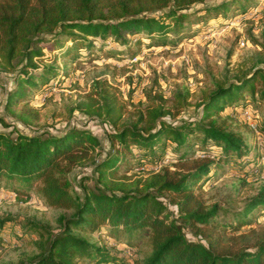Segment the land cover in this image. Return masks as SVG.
Returning <instances> with one entry per match:
<instances>
[{"label": "trees", "instance_id": "16d2710c", "mask_svg": "<svg viewBox=\"0 0 264 264\" xmlns=\"http://www.w3.org/2000/svg\"><path fill=\"white\" fill-rule=\"evenodd\" d=\"M247 3L254 0H0V69L12 75L3 109L14 122L38 127L41 112L32 105L33 100L67 73L54 63H41L51 59L45 57L43 49L57 51L56 56L71 62L93 59L107 42L120 46L109 55H121L124 49L133 54L144 39L166 44L167 34L190 15L208 20L233 7L244 12ZM97 41L98 45L94 44ZM252 74L218 86L207 99L200 100L198 118L169 122L163 119L168 111L153 104L146 111L147 117L139 113L136 122L120 127L121 105L104 81L97 80L101 92L86 95L75 109L87 116H105L111 123L109 150L101 158L94 155L98 138L86 128L69 126L51 131L38 127L26 133L0 117L4 127L0 130V185L17 193L36 187L47 206L74 210L61 221L62 231L50 236L36 259L18 264H125V258L106 246L73 233L103 228L114 237L146 231L153 251L142 264H264V233L253 243V250L249 245L234 246L245 233L233 234L251 224L255 210H264V186L241 210L233 212L230 223L216 222L220 208L217 204L208 206L196 192L217 176L223 164L253 160L257 153L229 123L237 108L244 105L239 101L244 92L254 94L255 77H262L264 85L262 72ZM101 93L103 104L94 96ZM259 97L264 100V88ZM141 122L144 124L139 126ZM166 143L172 144L180 159L191 157L198 143L210 156L193 158L185 172L162 167L133 181L124 174L114 177L135 164H155L157 149L163 152ZM90 159L96 181L84 188L83 196L75 195L70 190L69 172ZM261 172L260 161H255L243 181L255 179ZM164 193L170 194V201L177 206L179 221L161 199ZM7 223V218L0 219V245ZM183 225L192 227L200 238L189 239ZM228 232L232 233L228 236L231 245L223 242Z\"/></svg>", "mask_w": 264, "mask_h": 264}, {"label": "rangeland", "instance_id": "374dc122", "mask_svg": "<svg viewBox=\"0 0 264 264\" xmlns=\"http://www.w3.org/2000/svg\"><path fill=\"white\" fill-rule=\"evenodd\" d=\"M246 7L244 12L233 7L208 20L190 15L183 20L182 26H174L167 34L166 44L155 41L149 43L148 39H144L133 54L126 53L124 49L121 55H109L108 52L116 51L120 46L107 42L98 53H94L93 59L71 62L56 56L57 51L43 49L45 57L51 59L41 63H54L67 73L61 81H52L51 86L33 100L32 105L41 112L38 127L51 131L69 126L86 128L98 138L99 146L94 155L101 158L109 150L107 133L113 130L111 123L105 120V116H87L75 109L78 102L86 99V95L95 90L101 92L102 87L98 86L97 80L104 81L103 85L121 105L118 127L136 122L139 113L147 117L146 111L153 104H161L168 111L163 119L169 122L179 118H198L201 111L197 103L207 99L218 86L251 77L253 72V77L257 72H262L264 77V0H254V3H247ZM168 22L173 24V21ZM94 44L98 45V41ZM11 78V73L0 69V117L14 122L3 109L5 90L11 84ZM263 88L262 77H255L254 94L244 92L239 98L244 105L237 108L229 121L233 129L242 135L248 148L257 151L253 160L223 164L218 168L217 176L203 183L196 191L205 204H217L220 208L215 217L216 222L230 223L233 212L241 210L264 186L259 177L243 181V175L255 161H260L264 172V100L259 97ZM94 96L103 104L101 96L104 93ZM227 110L225 112H229ZM244 110L252 114L257 135L243 119ZM254 114L257 116L254 117ZM14 123L22 132L32 133L38 129L37 126L29 128ZM143 124L141 122L139 126ZM0 130H4L2 125ZM256 146L260 147L259 150ZM194 149L191 157L180 159L172 149V144L166 143L163 152L160 147L157 149L158 161L155 164L138 167L135 164L126 173L121 170L114 177L124 174L130 178L129 181H133L141 174L158 171L162 167L172 172H185L193 158L210 156L200 143ZM95 176L91 159L75 166L69 172L71 192L83 196L84 188L95 183ZM161 199L179 221L177 206L170 201L171 195L164 193ZM73 212V209L47 206L36 192V187L28 193H17L0 185V219H8L3 232V244L0 245V264H18L36 259L45 250L50 236L62 231L61 221ZM255 214L251 224H245L233 233H245V237L234 246L249 245V249L253 250V243L264 233V210H255ZM35 226L38 227L33 229ZM183 226L189 239L200 238L192 227ZM103 229L93 232L73 230V233L106 246L110 252L125 258V264H142L152 254L150 237L146 231H136L131 235L122 233L114 237L110 236L109 230ZM231 234L227 233L224 243H233L228 238Z\"/></svg>", "mask_w": 264, "mask_h": 264}, {"label": "built area", "instance_id": "2783aa9c", "mask_svg": "<svg viewBox=\"0 0 264 264\" xmlns=\"http://www.w3.org/2000/svg\"><path fill=\"white\" fill-rule=\"evenodd\" d=\"M251 115L252 114L249 111L244 110L243 119L246 121V123L249 126V128L252 131H254L256 133V135H257L258 131H257L256 123L252 120V116ZM259 148L260 147H257V149H259ZM141 169H143V167H141ZM258 177H259V179L264 181V172H261ZM255 179H257V178H255Z\"/></svg>", "mask_w": 264, "mask_h": 264}]
</instances>
